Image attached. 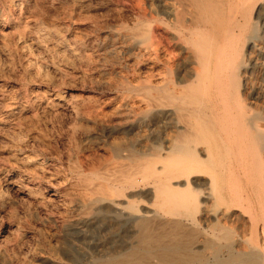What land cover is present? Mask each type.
Instances as JSON below:
<instances>
[{
  "label": "bare ground",
  "instance_id": "1",
  "mask_svg": "<svg viewBox=\"0 0 264 264\" xmlns=\"http://www.w3.org/2000/svg\"><path fill=\"white\" fill-rule=\"evenodd\" d=\"M0 37L35 76L42 50L92 87L72 103L53 79L25 103L0 93V121L37 143L0 127V183L72 210L61 228L90 250L22 264H264V0H0ZM60 110L62 155L47 141Z\"/></svg>",
  "mask_w": 264,
  "mask_h": 264
},
{
  "label": "rangeland",
  "instance_id": "2",
  "mask_svg": "<svg viewBox=\"0 0 264 264\" xmlns=\"http://www.w3.org/2000/svg\"><path fill=\"white\" fill-rule=\"evenodd\" d=\"M1 38L2 37H0V43H1ZM14 46H11V45H1L0 46V93L15 95V98L17 97L18 99L23 100L22 102L25 103V101L27 99H35V96L36 97L39 96L41 91H44L41 93L46 94L45 92L48 91L49 88L51 89L50 84H49V79L54 80V82L57 85L58 91H60L68 100H70L71 103H72V101H74V102L80 101L82 96L91 93L92 87L89 83H87L84 80L85 73H84L83 69L80 68L79 66L72 65V66H74V67H72L71 64H68V62H66V60H65V62L67 63V65H66V63L64 62V60L62 58L58 59L57 57H55L56 58V59H54L55 64L60 69L59 71H56L54 68V64L52 63L54 61H51V59L47 60L46 59L47 56L43 53L42 50L40 52V50L36 51L33 49L34 53H36V55L38 56V60L34 62L35 63L34 68L35 69L38 68L39 73H40V76L37 77V76H35L36 74L33 72L34 70L29 71L26 68V62H27L26 60L29 59V57H27L29 54V51L26 50L25 52H23L21 45H14ZM27 51H28V53H27ZM43 56L45 57V59ZM41 58H43V59H41ZM61 59L63 60V62L61 61L62 63L59 61ZM38 62H40V63H38ZM42 63L48 67H46L45 65H41ZM35 65H37V66H35ZM78 68H79V70H78ZM45 69H46V72H45ZM29 72H32V75H30ZM56 72L58 74L55 75ZM81 73H82V75H81ZM41 75H47V76H42V79H41ZM25 77H26L27 81L25 80ZM29 77H31L32 79ZM38 78H40V79H38ZM41 80H42V82H41ZM57 80H58V82H56ZM84 81H85V83H84ZM45 83H46V85H45ZM84 84H86V85H84ZM82 94H84V95H82ZM27 111L23 112L24 114L23 113L20 115L18 114L17 117L23 116V118L24 117L25 118H31L32 117L31 115H33L32 111L31 110H27ZM0 114L1 115L3 114V110L1 109V107H0ZM40 114H42L41 111H40ZM1 115H0V117H1ZM40 117H42V116L39 115L38 119H40ZM1 118H0V120H1ZM41 119H43V121H44L46 118L42 117ZM73 121H74V117H71L69 114H67V112H65V111L63 112L62 110H60L58 113H55L54 115H52L50 117L49 123H48V121L46 122V124L47 123L49 124V125L47 124V126H48L47 129H49V130H47V134H48L47 141L50 144L51 151H52V148H54L53 151H55L56 154L60 153L62 155V153L63 154L66 153V150L68 149V147L70 146L71 141H72V133L71 132L73 131L68 126H69V123H71ZM4 124H5L4 122L0 121V127H4L5 130L9 128L8 130H11V131H13V129H15V131H14L15 133L18 132V134H20V136H23L22 139L26 141V144H27L29 149H33V145L34 146L37 145V143L34 142L32 139L25 137V136H27V133L25 132L26 129H24L25 131H22L23 129L22 130L18 129L12 123H7L9 126H7V124L6 125H4ZM10 127H12L13 129H11ZM63 129H64V131H63ZM20 131H22V132H20ZM69 132L71 135L69 134ZM70 136H71V138H70ZM73 136L75 138H77V137H79V134L75 133ZM0 141H1L0 145H3L5 140L0 138ZM47 141H46V144H48ZM55 152H53V153H55ZM0 156H3V155L0 154ZM16 171H18V172H16ZM18 175H20L19 169H17V170L12 169V171L7 175L6 178L12 179V178H16ZM4 182L5 181L3 180L2 183H0L1 184L0 189H2L3 194H5L4 196L0 197V203H1L0 204V243L2 244V245L0 244V247L1 248H7L8 251H10V253L12 251L11 249H13V251L17 249L16 250L17 253H15V251H14V253L10 254L11 256H12V254L14 256L18 254V256H19V257L16 256V258L18 260L15 258L17 261L14 260V262L12 264H22L23 263L22 261H24V260L36 262V261H38V259L41 256H49V255L53 254L52 250L56 249V248L61 249V252H59L60 258L63 261L68 262V263H71V261H69L68 257H66V255L64 253L65 250L70 249V248H75L79 245L77 248H80V249H83L87 252H90L89 248H87L88 247L87 246L88 241H80L76 237L69 236V235L67 236V234L64 232L63 228H61L62 222L65 219H67L69 216L75 214L72 210H69V212H68V209L64 210V207L61 206V204L58 200H53L52 203H50L51 205L50 204L48 205L49 208H47L46 210L45 209L41 210L39 208L36 209L35 206L33 207V205L28 204L26 202V200H21L20 197L13 195L15 193H13V191L10 190L11 188L8 185H6V182L5 183ZM3 184L5 187L3 186ZM6 190H9V192ZM3 201H4V203H3ZM55 201H56V203H55ZM57 202H58V204H57ZM55 205H56V207H55ZM51 209H53L54 211ZM51 212L55 213V214H52L55 216H52ZM65 212L67 214H63L64 215L63 216L61 213H65ZM66 215H69V216H66ZM42 230H43V233H45L43 236H42V234H43ZM46 235H48V236H46ZM74 238L77 240H75ZM54 239H55V241H54ZM42 241H44V242H42ZM55 242H56V244H55ZM69 243H70V246L68 245ZM3 244H5V247L3 246ZM13 244H14V246H13ZM84 245H86V246H84ZM7 246H9V247H7ZM32 247H35V249L33 248V250H31ZM19 248L22 251L18 250ZM37 249L39 251H37ZM24 250H26V251H24ZM23 251H24V256L22 255ZM28 252H29V254H28ZM62 252H63V254H62ZM20 257L22 259H20ZM35 257H37V258H35Z\"/></svg>",
  "mask_w": 264,
  "mask_h": 264
}]
</instances>
